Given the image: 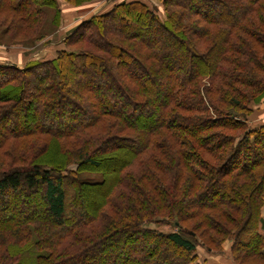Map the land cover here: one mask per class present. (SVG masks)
<instances>
[{"label":"trees","instance_id":"16d2710c","mask_svg":"<svg viewBox=\"0 0 264 264\" xmlns=\"http://www.w3.org/2000/svg\"><path fill=\"white\" fill-rule=\"evenodd\" d=\"M160 2H120L51 59L0 64V264H198L227 240L236 264H264V127H248L264 0ZM55 9L0 0V22L39 37Z\"/></svg>","mask_w":264,"mask_h":264},{"label":"rangeland","instance_id":"374dc122","mask_svg":"<svg viewBox=\"0 0 264 264\" xmlns=\"http://www.w3.org/2000/svg\"><path fill=\"white\" fill-rule=\"evenodd\" d=\"M108 1L109 0H56L59 8V14L56 13V9L48 12L42 22L38 24L39 31H41L39 37L38 33L34 30V27H27L26 29L18 30L12 29L7 32L5 30L9 27V23L0 22V64L11 63V61L19 63L28 61L27 63H29L34 61L49 60L47 58L51 59L54 57L57 50L64 47L63 41L67 35L76 28L73 27L71 29V26L73 25L72 23L79 15L85 14L83 10H85V8L89 5H99L102 3L106 4ZM114 1H116V3L122 2V0H113V2ZM144 2L149 4L151 7L159 9L160 12L162 11L160 0H145ZM47 51H49L48 55H46ZM249 119L250 118L248 117V127L250 126ZM1 159L4 160L5 158L2 157ZM76 168L77 167H75V165L70 167L72 170H75ZM80 178L88 182L95 183L101 180V175L96 172H89L81 174ZM95 226L97 227L98 225ZM151 227L154 229L156 228L154 226ZM157 229L165 233L174 231L172 226H162ZM226 244H229L232 248L233 242L231 240H227L223 244L222 251L220 253L224 251V246ZM198 248L206 250V248L202 246H199ZM47 253L48 252L45 250L38 252L36 250H29L21 256L20 259L24 264H35L38 255H46ZM244 264H258V260L254 259L252 261L245 262Z\"/></svg>","mask_w":264,"mask_h":264},{"label":"crops","instance_id":"0c3cea01","mask_svg":"<svg viewBox=\"0 0 264 264\" xmlns=\"http://www.w3.org/2000/svg\"><path fill=\"white\" fill-rule=\"evenodd\" d=\"M133 2L137 0H122V2ZM139 1H145V0H139ZM120 3V2H118ZM116 3V1L113 2V0H109L106 4H97V5H89L88 7L83 10L85 12L84 15H79L76 20L72 23L71 29L73 27H77L79 24H81L84 21L89 20L91 17L107 12L109 11ZM64 29V28H63ZM64 31V30H63ZM47 51V54L48 55ZM51 53V52H50ZM46 58V57H45ZM3 59V58H1ZM50 59V58H47ZM6 60V59H5ZM11 61V60H10ZM28 61H25L23 63L11 61L12 64L23 67L26 65ZM252 113L249 116V125L250 127H264V97L262 100H260L258 103H252L251 105ZM261 217L263 219V222L260 227V232L264 234V206L261 210ZM231 246L229 244H226L224 246V251L222 253H216L211 252L209 250L197 249V257H198V264H236L230 254Z\"/></svg>","mask_w":264,"mask_h":264}]
</instances>
